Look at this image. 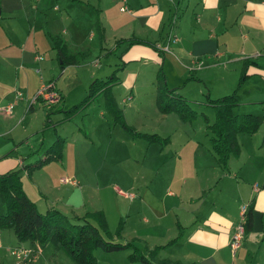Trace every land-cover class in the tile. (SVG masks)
I'll use <instances>...</instances> for the list:
<instances>
[{
	"label": "crops",
	"instance_id": "obj_1",
	"mask_svg": "<svg viewBox=\"0 0 264 264\" xmlns=\"http://www.w3.org/2000/svg\"><path fill=\"white\" fill-rule=\"evenodd\" d=\"M111 1L112 4L106 0H35L34 3L0 0V140H3L0 142V173L22 167L23 186L38 207V201L43 199L46 210L58 208L70 216H83L88 211L102 209L111 231H115L119 221L123 220L121 237L140 244L147 253L157 245H165L156 255L158 260L180 264H264V151L257 154L256 149L249 148L247 152L239 141L240 154L231 156L228 167L223 169L208 142L197 139V134L185 126L179 128L173 123L165 124L166 118L173 122L170 113L159 109L155 113L137 111L136 120L131 121L126 107L120 106L114 93V87L121 78L131 89L136 87L138 73L129 69L134 61L156 65V76L161 67L163 72L166 70L164 74L168 81V65L173 69L175 66L181 77L203 67H219L227 72L235 69L240 76L244 60L250 58L262 66L254 75L264 78V0ZM122 6L126 8L121 9ZM93 12L97 14L95 18ZM88 13L93 14L91 20ZM173 16H176L174 23ZM86 19L94 23L95 30L90 37H97L95 44H90L85 36L83 25ZM54 35H60L72 50L86 51V56L97 51L94 60L97 67L101 66L100 53L119 54L114 59L113 70L121 67L118 75L124 73L125 77L120 75L112 90L126 122L138 131L158 133L169 137L170 141L163 144L132 136L115 123L104 94H100L98 98L103 99L111 117L106 116L105 111L100 112L96 128L72 130L65 136L53 133L46 139L45 134L53 122L51 115L47 119L46 113L41 127L34 128L29 124L24 128L28 140L22 147L21 140L13 132V121L26 106L34 113L37 100L47 103L42 96L37 97L43 86L53 85L50 87L58 91L60 101L64 96L56 82L42 73L43 48L55 51L62 73L69 66L82 64L86 57L62 68V60L52 40ZM131 37L161 48L168 45V49L162 48L161 53L150 45L130 44L128 40H122ZM11 70L14 71L13 76ZM110 70L108 67L107 72L93 75L105 78ZM253 70L251 66L250 71ZM189 75L186 81H201L198 75L193 74L196 79H189ZM236 79L239 81L238 76ZM79 80L71 81L70 85L74 86ZM49 81L51 84L45 85ZM18 91L22 92V98L14 107L20 104V110L15 114L13 107L12 112L6 113L3 109L16 99ZM132 98L128 94L123 101L126 103ZM49 109V113L54 110L53 107ZM63 118H56L62 126L69 119L73 120V117ZM94 122H97V117L91 123ZM54 126L57 129L58 126ZM182 129L183 132L178 131ZM120 130H123L121 134L126 146L116 140V133L120 134ZM81 132L86 134L85 140L89 139L92 148L83 140ZM58 134L65 139L62 160H52L28 172L24 166L32 161L28 162L27 157H32L33 161L38 159L37 154L44 152ZM69 141L71 145H68ZM131 143L135 146H130ZM138 144L145 146L142 154L138 151ZM149 158L151 164L145 173L146 179L141 175L144 182L131 186L133 190H123L117 182L110 184L115 180L111 178L117 175L114 165L124 159L145 163ZM53 162H58L60 168H54L55 174L36 176V172L48 168ZM24 172L28 176L27 181H24ZM62 177H67L68 181H61ZM29 179L36 182V191L32 189L35 197L29 194ZM106 187L111 188V197L119 201L111 216L100 193L105 192ZM122 198L126 201L122 202ZM250 203L254 206L253 229L244 234L239 247L234 250L231 247L232 235L242 221L243 209L247 210ZM180 227L182 233L178 236ZM7 237L10 238L9 231L0 229V244ZM175 237L178 238L167 244ZM52 253L50 261H56L60 251ZM50 261L35 264H57ZM0 264H5L1 254Z\"/></svg>",
	"mask_w": 264,
	"mask_h": 264
},
{
	"label": "rangeland",
	"instance_id": "obj_2",
	"mask_svg": "<svg viewBox=\"0 0 264 264\" xmlns=\"http://www.w3.org/2000/svg\"><path fill=\"white\" fill-rule=\"evenodd\" d=\"M28 1H30L31 3L35 2V0H28ZM106 2H108V4L113 3V1L111 0H106ZM119 4L117 5L118 7ZM63 6H65V4ZM93 13L95 18L97 14L95 15V12ZM88 14H89L88 18L91 20L93 14L90 13ZM83 28L86 38L89 39V43L95 44L97 41V37L95 39H92V37H90V34L95 30L94 23L86 19ZM109 47L111 46L109 45ZM43 50H44L45 59L41 61L42 73L53 79L52 80L53 82H56L57 86L63 91L64 96L63 99L60 102H58V104L56 103V105H58L57 110H55V108L57 107L56 105L52 106L53 104H49L37 100L36 103L34 104L35 105L34 113L31 112L33 109H30L29 106H26V108L19 114V117H17L15 121L11 120L13 121V125H12L13 132L16 133V135L19 137V140H21L20 144L23 145L22 147L26 146L24 142L28 140V137H26L25 135L24 128L29 124H32L34 128L41 127L43 122H45L46 113L50 111L49 109L50 107H53L54 109L51 110L50 112L53 122H51V125L48 128V130L50 131L46 132L45 134L46 139L49 138L53 133L55 134L60 133L65 136L67 134L68 135L71 134L70 132L72 130L77 129L79 131L80 128L84 131L88 130L89 128L94 129L97 127V123L100 120L98 115L102 111H105L106 116L111 117V113L107 110V108H105L106 106L103 102V99L98 98L97 100L93 101L86 109L76 112L72 116L73 120L67 119L68 121L66 122L65 126L64 125L62 126L59 122H57L58 120L56 121V118L65 116V112L61 111V109L65 110L74 103H78L84 98V96L88 92V87L90 82L95 77L94 75L98 76L99 74H102V72H107L106 70L108 67H111L109 74L111 73L113 67L115 66L114 59L117 58L119 54H110V53L105 54L104 52L100 53L98 56L101 60L100 63L101 66L97 67V65L94 64V60L97 57L96 54L97 51L94 52L93 54L89 53L85 57V59L81 61L82 64L69 66L62 73L60 71L59 62L55 57V51L52 50V48L49 49L43 48ZM94 50L95 49L92 48V51ZM119 61L121 60L119 59ZM129 69L136 70L138 73L136 87L134 89H131V87L128 86L123 81V78H121V81L117 83L116 86L114 87V93L118 97L120 106L126 107L127 114L129 115L130 120L135 121L138 113L137 111H140L141 113H145V112L155 113L158 110L156 106L157 66L153 64L148 65V64H143V62L134 61L130 63ZM164 72H166V70ZM191 72L193 74L198 75L199 78H201V81L199 80L186 81L187 76L191 74ZM11 74L12 76L14 75L13 70H11ZM167 74H168V81L166 82L169 88H176L177 92H180L181 94L187 96L189 98L190 105L198 111L199 116H197L193 120H183L179 116L178 112L173 110L167 112L170 113L173 122L169 118H166L164 119L165 124L173 123V126H177L179 128L185 126L184 128L186 129L188 128L189 130H192V132L197 134L196 137L197 139L203 142H208L210 144V147H212L211 137L213 133L208 127V124L214 121L215 112H214V107L210 105L207 101V93H209L211 97H217L231 93L236 89L240 100V104L237 107H235L234 111L236 113H243V112L256 113L261 115L264 119V78L259 75H254L239 85V82L236 79L237 76L239 77V71H236L235 69L227 72L224 71L223 68L221 69L219 67H213V68L203 67V69L201 68L197 71L191 70L188 73V75L181 77L180 72L176 69L175 66L173 69L170 65H168ZM120 75L125 77L124 73H119V76ZM77 78L80 79L79 82L76 83L74 86H71L70 82L76 81ZM231 79H233V81H230ZM52 81H49L48 84L45 85L51 84ZM128 94H131L133 98L125 103L123 101V97H125ZM19 105L20 104L15 106L13 109L15 111V114H17V111L20 110ZM1 113L2 111H0V114ZM29 113H32L31 116L29 115ZM203 114L207 116L206 119L203 116ZM96 117H97V122L91 123L93 119ZM150 122L151 120H149V123ZM55 124L58 126L57 129L54 126ZM64 127L66 128L65 131H63ZM122 131L123 130H120V134L116 133V140L118 143L125 144L123 146H126L127 142L123 140V134H121L123 133ZM178 131L183 132V129ZM81 133L82 134L80 135H82L83 140H85L86 134H84L83 132ZM7 138H9V141H11L10 137ZM54 138L56 139L57 135ZM179 139L181 140V138ZM239 139H240L239 141L243 144L245 151L248 152V149L251 148L252 150L256 149L255 152H257V154H261L262 151H264V123L254 133H244V132L239 133ZM2 141L3 140L1 139L0 142ZM33 141L34 140L31 141V144ZM136 141H140V139H136ZM85 142L89 146V148H92V144L89 141V139L85 140ZM68 145H71L70 141ZM129 145L132 147L135 146L132 143ZM138 145H139L138 151L139 153L142 154L145 150V146H143L142 144H138ZM125 151L128 152L129 151L128 148H126ZM89 153H92V151L89 150ZM42 154H43L42 151L39 154H37L38 158L42 156ZM33 160L32 157H27L28 162ZM150 162H151L150 158L145 163H143L142 161L138 162L133 159L122 160L120 163L113 166V169L117 168L115 169V173L117 175L111 178L115 180L110 181V184L113 185V182H117L122 187L123 190H128V191L133 190L131 189V186H133L134 184L136 185L140 184L144 182V180L146 179L145 173L150 168V164H151ZM53 163H51L48 166V168L36 172V176L44 177L46 176V174L49 175L50 173L55 174L54 168L57 169L60 168H59V164H57L58 162H53ZM72 167L73 166H70V168ZM24 175H25L24 181H27L28 176L27 174H25V172ZM141 175H143L144 180L140 179ZM29 181L31 180L29 179ZM29 181H28V190L31 189L29 194L34 196L32 193V189L35 190L34 185L36 184V182L31 181L30 183ZM110 189L111 188L106 187L104 189L105 192L100 191V193L107 204L108 212L111 216L113 210L114 209L117 210L119 201L115 197H111ZM43 201H44L43 199H40L38 201L39 209L42 212H45L46 208L43 207ZM123 201H126V199L122 198V202ZM5 230L9 231V235H10V238L7 237L6 240H4V243L0 244L1 260L5 264H15V257L11 254L10 249L20 244H26V245L30 244V246L33 245L31 247L36 248L37 250L36 256L34 257L32 264L33 263L35 264V262H39V263L49 262L53 258L52 251H57V253L60 251V253L57 256L56 261L52 260L50 261V263L78 264L77 262L72 260L70 256L63 249L56 248L53 244L47 245V249L45 247L44 249L39 250L38 244L36 243L31 244L28 243V241L26 243H22L19 241V239L17 238V236L15 235L12 229L7 228ZM136 244L145 253H147L145 248L141 247V245L138 243ZM131 252L132 249L129 248L115 250V251H105L102 248H97L95 250V254L98 258L97 264H143L141 261H131L129 259V254Z\"/></svg>",
	"mask_w": 264,
	"mask_h": 264
},
{
	"label": "trees",
	"instance_id": "obj_3",
	"mask_svg": "<svg viewBox=\"0 0 264 264\" xmlns=\"http://www.w3.org/2000/svg\"><path fill=\"white\" fill-rule=\"evenodd\" d=\"M174 18V19H173ZM175 22L176 16H173ZM101 37L102 31L100 28ZM54 48L58 57L62 60V68L81 61L86 56V51L72 50L60 35L52 36ZM130 44L142 43L150 45L156 50L162 48L149 41L131 37ZM251 66L254 68L250 71ZM262 66L255 60L246 58L240 71L239 85L249 76L257 73ZM121 67L114 69L107 77H95L89 84L88 92L78 103L73 104L65 110L63 120L71 118L76 112L86 109L100 94H104L108 109L113 113L115 123H119L128 133L134 137H142L149 142L167 143L169 137H163L154 132H142L126 122L123 110L117 105L112 87L119 82L118 71ZM190 78H197L193 74ZM157 95L156 103L162 112L177 111L183 120H193L199 116L189 102V98L176 88H169L165 74L160 67L157 73ZM207 101L214 107L215 119L208 127L212 131V150L219 165L226 169L229 160L233 155H239L241 144L238 134L254 133L264 123L261 115L252 112L236 113L235 107L240 104L236 89L231 93L217 97H210L207 93ZM205 119L207 116L203 114ZM50 113H47V119ZM65 139L57 135L55 141L35 161L27 163L24 168L33 172L36 168L52 160H62ZM23 168L18 167L0 173V229H12L20 242L36 243L41 249L49 244L56 248L63 249L72 260L78 264H97L98 258L95 254L97 248L105 251L120 249H132L129 254L131 261H141L143 264H180L179 262L169 263L167 260H158L156 255L159 249L165 245H157L145 253L134 241L121 237L124 226L120 220L115 231L109 228L105 212L100 210L88 211L83 216H70L58 208H50L42 212L35 200L26 192L23 181ZM253 204L250 203L245 212L244 233L247 234L253 229ZM182 233L180 227L179 235ZM178 237L172 238L167 244L172 243ZM158 260V261H157Z\"/></svg>",
	"mask_w": 264,
	"mask_h": 264
},
{
	"label": "built area",
	"instance_id": "obj_4",
	"mask_svg": "<svg viewBox=\"0 0 264 264\" xmlns=\"http://www.w3.org/2000/svg\"><path fill=\"white\" fill-rule=\"evenodd\" d=\"M125 6H122L121 9H125ZM163 49H168V45H164L162 47ZM38 58H41V56H38ZM201 63L198 62V66H200ZM53 85H49V86H43L37 97L38 96H42L44 98V101H46L47 103H57L60 101V95L58 93V91H56L55 89H53L52 87H50ZM36 97V98H37ZM22 98V92L18 91L17 92V96L16 99L9 103L3 110L6 113H10L12 112V109L14 107V105L17 103L18 99ZM61 181L63 182H67L68 178L67 177H62ZM245 208L243 209L242 212V221L240 222V224L237 227V230L235 231V233L232 235L231 238V247L232 249L236 250L239 245L240 242L242 240V238L244 237V220H245ZM33 246V245H31ZM30 244L26 245V244H20L18 246H15L13 248L10 249L11 254L15 257V264H32V261L34 259V257L36 256V248L31 247ZM40 250V247H38Z\"/></svg>",
	"mask_w": 264,
	"mask_h": 264
},
{
	"label": "water",
	"instance_id": "obj_5",
	"mask_svg": "<svg viewBox=\"0 0 264 264\" xmlns=\"http://www.w3.org/2000/svg\"><path fill=\"white\" fill-rule=\"evenodd\" d=\"M0 11H1V7H0Z\"/></svg>",
	"mask_w": 264,
	"mask_h": 264
}]
</instances>
